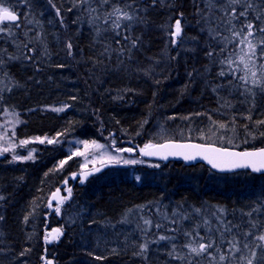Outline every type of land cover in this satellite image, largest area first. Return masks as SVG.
<instances>
[{
  "label": "trees",
  "instance_id": "16d2710c",
  "mask_svg": "<svg viewBox=\"0 0 264 264\" xmlns=\"http://www.w3.org/2000/svg\"><path fill=\"white\" fill-rule=\"evenodd\" d=\"M113 2L123 4L124 0ZM89 5L98 7L93 0ZM201 6L207 13L206 0H158L155 6L151 0H136L133 7L146 9L138 13L144 23L136 24L133 31L140 44L132 50L131 59L127 53L118 59L111 51L102 56L105 43L112 48L119 46L111 33L96 35L95 25L85 20L87 12L80 9L78 0H3L0 7L14 9L31 21L26 30L14 29L17 43L31 39L29 47L36 50L28 53L33 58L26 60L31 66L29 76L18 73L13 77L24 91L11 99L5 94L0 97V108L7 105L18 110L21 124L16 127L17 140L58 136L64 141L93 142L104 132L134 144H148L161 140L158 132L164 127L169 134L184 133L169 135L167 138L173 140L164 142L217 141L241 150L263 147L264 124L256 122L264 121V94L254 89L253 101L234 85L218 87L227 78L217 75L218 66L206 55L211 42L200 30L203 21L195 16ZM103 8L110 9V5ZM177 19L181 20V37L171 35ZM61 20L78 21L79 26L68 32ZM29 26L32 32L25 35ZM0 48L25 51L10 40H0ZM81 58L82 64L77 65ZM219 123L227 127L218 129ZM221 135L227 141L215 140ZM61 162H66L63 171ZM79 166L72 156L48 147L40 149L37 163L15 166L0 162V192L7 193L0 207V264H179L169 258L165 245L150 249L147 259L139 256L135 260L128 250L108 245L102 229L117 223L136 206L158 205L164 196H173L176 205L199 206L206 201L236 210L242 217L234 222L246 228L248 212L257 222L264 220V175H214L213 179L223 185L194 190L184 185V180L191 179L190 185L198 186L200 176L211 175L208 169L170 163L153 184L130 180L129 171L119 170L97 176L81 187L78 181L70 180ZM66 181L73 196L60 216L50 212L48 202L52 192ZM169 181L174 182L171 191ZM162 184L169 193L162 190ZM65 215L70 218L68 225L59 218ZM149 218L155 224L159 215L152 213ZM194 222L188 220L183 227ZM55 227L63 228L64 236L51 242L48 232ZM156 231L153 227L152 233ZM182 240L180 237L178 243Z\"/></svg>",
  "mask_w": 264,
  "mask_h": 264
},
{
  "label": "snow or ice",
  "instance_id": "6c2138e0",
  "mask_svg": "<svg viewBox=\"0 0 264 264\" xmlns=\"http://www.w3.org/2000/svg\"><path fill=\"white\" fill-rule=\"evenodd\" d=\"M3 0H0L2 3ZM20 3L21 0H16ZM80 4H89V0H79ZM98 7L92 8L89 5L90 13H95L90 24L95 25L96 35L111 33L113 42L118 48H112L111 44L105 43L102 55L111 52L117 54V58L123 57L126 53L131 59V52L140 44V37L133 36L134 26L144 23L138 15L140 9L133 7L136 0H124L123 4L113 0H93ZM158 0H151L155 6ZM52 3V0H49ZM104 5H110V9H104ZM207 13L203 9L199 15L203 24L201 31L207 33L209 38V50L206 55L218 66L217 75L220 78H227L218 87L235 86L242 89L241 95L247 94L253 98L256 96L254 89H259L264 94V0H206ZM71 11V9H69ZM215 13H220L217 16ZM57 9V15H59ZM181 17L183 14H180ZM23 23H31L26 18L21 20L15 10L9 7H0V40L9 39L17 48L25 51L21 56L25 60L33 57L28 53H35V48L29 47L31 39L21 40L17 43L18 35L14 29L21 28ZM199 23V21H198ZM106 26V27H105ZM173 37H181V20L177 19L174 24ZM25 35H27L25 33ZM38 39V37H37ZM193 39H196L195 37ZM175 43V40H173ZM71 54L72 44H67ZM7 48H0V68L5 63ZM21 56L14 54L7 55V60H17ZM109 59L111 56L108 57ZM123 63V60H120ZM6 75V74H5ZM63 108H54L53 111H63ZM251 119V117H248ZM216 124V122H213ZM257 124H264V121H257ZM227 125L218 124V129H224ZM215 135V133H212ZM264 135V133H262ZM201 139L204 138L202 135ZM224 141L225 137H219ZM40 140V143H44ZM49 144L58 142L48 139ZM230 142V141H229ZM22 143H28L23 141ZM94 143V142H93ZM96 147H102L96 145ZM8 149H3L7 151ZM117 152L131 151L130 149H116ZM144 156H158L161 159H168L169 156H182L185 161H194L198 157L207 161L213 168L225 170L226 168H251L253 172L264 170V148L252 152H232L227 148L215 146V144L200 143H160L146 144L140 149ZM82 155L83 153H77ZM23 158V157H21ZM27 159H32L29 155ZM70 158V157H69ZM13 159H17L16 156ZM108 159L119 163L116 156H108ZM136 161H132L135 163ZM64 162H61L63 166ZM124 163H129L125 160ZM159 167V165H155ZM59 192V190H57ZM69 194L71 189L68 190ZM3 199V197H0ZM51 206V204L49 205ZM59 207L56 212L59 213ZM159 211V210H157ZM196 215L201 216V210H194ZM253 211H258L253 209ZM167 223L157 222L153 225L152 220L144 219L145 228L141 231L147 233L154 227L157 231L152 233L153 239L145 238L139 244V251L134 255L147 259L146 253L150 244L165 243L169 248L168 256L179 264H264V220H248L249 225L244 230L241 224L233 223L225 217V210L218 208L215 212L204 214L199 221H195L189 228L183 227L184 220H191V216L179 211H174L172 216L162 214ZM245 215L251 217L252 212ZM3 219V217H0ZM27 219V218H26ZM175 225V227H172ZM57 235L60 230H56ZM168 233H171L169 235ZM180 237L183 240L178 243ZM251 237V239H249Z\"/></svg>",
  "mask_w": 264,
  "mask_h": 264
},
{
  "label": "rangeland",
  "instance_id": "374dc122",
  "mask_svg": "<svg viewBox=\"0 0 264 264\" xmlns=\"http://www.w3.org/2000/svg\"><path fill=\"white\" fill-rule=\"evenodd\" d=\"M12 2V0H11ZM80 9L84 10L87 12V15L84 16L85 20L89 23V21L92 19V13H90L89 6L85 5V4H80ZM59 19V17H58ZM62 28L64 30H73L74 26L77 25L79 26V22L76 21L75 23H69L67 21L61 20L60 21ZM30 25L29 23H26V26ZM20 32V31H18ZM32 32V29H29L27 33ZM17 33V32H16ZM4 40H9L7 38H5ZM3 40V41H4ZM9 54H14L16 56H21L20 50L19 49H7ZM104 56V55H102ZM7 55L5 54V60H6ZM22 57V56H21ZM23 58V57H22ZM81 60L79 59L76 64H82ZM7 62V60H6ZM7 68V63H5V65L0 68V95L2 94H9L11 92L14 91L15 89V82L14 79L8 75V73L6 72ZM70 68L72 69V66L70 65ZM6 74V75H5ZM18 110L16 109H0V155H6L9 158V165H20V164H25L28 162H32V163H37V158H36V149L33 145H38L39 147H45V146H49V145H54L53 147H58L61 150H65V142L62 140H59V137L56 136L58 139H53V140H57L58 142L56 143H51L49 144L47 142L48 137H43V138H35L32 140H25L28 141V143H22L23 141L17 140L16 138V127H18L21 124V121L18 117V115L16 114ZM158 134H160V143L167 141V140H173V139H168L167 137L169 135H184L183 132H179V134H169L168 132H166L163 128L159 129ZM168 134V135H166ZM220 137V136H219ZM219 137H216L215 140H218L219 142ZM40 140H44V143H40ZM213 141V140H212ZM224 141H227V137L225 136ZM201 142V141H199ZM217 141L212 142L216 145L222 146V147H229L228 145L222 144L219 142V144L216 143ZM67 150H68V155L72 156V161L76 160L77 163L80 165L78 170L81 171H85L88 170L89 168L93 167V166H100V165H104L107 163H116L114 161H111L108 159V156H116L119 158L120 162L117 164H123L124 166L128 167V170L131 169L133 170L130 174V178H134L135 177V168L136 167H144L145 169H147V171L149 172V174H147V176H144L145 178H149L148 181L153 182V179L156 178H160L162 175L163 170H161V166L159 165V167H156L155 165L157 164H151V163H145L140 157L135 156L134 153V149L130 148V147H126V148H121L119 146H117V143L114 142V145H111L112 147H109L108 145H106L103 142H78L77 140H69L67 141ZM204 143H211V142H204ZM221 144V145H220ZM96 145H101L102 147H96ZM8 149L7 151H3V149ZM231 148V147H230ZM116 149H130L131 151H121V152H117ZM60 150V151H61ZM39 153V151H38ZM77 153H83L82 155H79ZM31 156L32 159H27L26 157ZM16 156L17 159H13V157ZM23 157V158H21ZM127 160L129 161V163H124V161ZM132 161H136L135 163H132ZM66 162L63 163V166H61V171H63L65 169L64 165ZM208 174H211L210 172ZM201 175V174H200ZM208 177L205 176V178H203V176H200V182L198 186H195L194 190H199V186L203 187L204 191H208L206 190L207 187L214 185V186H221L223 185V182L220 180L217 182V180H214L216 178L213 179L212 175H207ZM246 177H242V179H245ZM209 183H207V182ZM191 183V179H185L184 180V185H189L190 186ZM215 188V187H214ZM69 195V193H68ZM72 197H68L67 200L65 201L66 204L62 205L59 207L60 211L59 213L56 212V214L62 216V214L65 211L66 206L68 205V202H71ZM69 202V203H70ZM218 208H223L225 210V217L227 220H231L234 222V219H238L240 217H242V214L239 212L235 211H231V209H228L225 206H221V205H212L210 203H207L206 201H204L201 205L199 206H193L191 205V203H186L183 205H176V200L174 199V197L172 196H168L165 198V196L163 197L162 201L158 203L157 207L153 208L152 210H148L146 207L142 208L141 210H138V212L135 211H131L129 213H127L126 215H124L117 223H110L107 224L104 227H102L103 231H105L106 234V243L111 247H115L117 246L120 249L123 250H128L131 253V257L135 260L138 259V255H134V253L139 251V244H141L143 242V240L145 238L147 239H153V235H152V229L149 233H147V236L144 232L141 231L142 228H145L146 226L144 225V219H150L149 218V214L152 212L155 215H159V219L157 221L156 219V223L160 222V223H167L164 219H163V215L162 214H166L169 217L172 216V213L174 211H179L181 213H185L191 216V220L189 221H199L201 219V216L204 214H210L212 212H215ZM195 209H200L201 210V216L196 215L195 213ZM159 210V211H157ZM51 211V210H50ZM67 214H70V212H68ZM66 214V215H67ZM65 216L63 217H59L60 219H63L65 221V223L68 225L67 221L70 218H67ZM75 216L78 217V214H76ZM248 217V220H254V217ZM264 219V218H263ZM188 220H184L183 224L186 223ZM69 224H72V222L70 221ZM154 225V223H153ZM185 226V225H184ZM172 227H175V225H172ZM249 227V225L247 226V228ZM189 228V227H188ZM242 228L244 230H247L246 227L242 226ZM169 234V233H168ZM251 239V237L249 238ZM165 243L164 242H160L157 244H150L149 245V250L153 249L155 246L157 247H162L164 246ZM147 252V253H148ZM146 253V254H147ZM142 258V257H141ZM143 259V258H142ZM145 261V260H144Z\"/></svg>",
  "mask_w": 264,
  "mask_h": 264
},
{
  "label": "bare ground",
  "instance_id": "6f19581e",
  "mask_svg": "<svg viewBox=\"0 0 264 264\" xmlns=\"http://www.w3.org/2000/svg\"><path fill=\"white\" fill-rule=\"evenodd\" d=\"M79 1V0H78ZM80 3V2H79ZM201 9H203L204 10V12L206 13V11H205V9L201 6L200 8H199V11L201 10ZM19 17H20V19L21 20H24L20 15H18ZM195 16H196V18L197 19H201V17H200V15L198 14V13H196L195 14ZM26 27H28V26H26V23H23L22 24V26H21V28H19V29H16L17 31H22V30H26L25 28ZM31 28V26H29V29ZM203 33V35H207V33H206V31L205 32H202ZM179 39L180 38H178V41H179ZM7 63V68L5 69L6 70V72L8 73V75H10L12 78L14 77V75H17L18 73H20V74H24L26 77H28L29 76V71H30V65H29V63L26 61V60H24L22 57L20 58V59H17V60H12V61H7L6 62ZM35 73V72H34ZM14 79V78H13ZM22 92V91H24V88L22 87V85H18L17 83L15 84V89H14V91L13 92H11V93H9V94H5V95H8V97H9V99H11L13 96L15 97L16 96V93H18V92ZM2 95H4V94H2ZM2 95H0V97H5V96H2ZM3 108H6V109H11L10 107H8L7 105L6 106H3L2 108H0V109H3ZM35 138H40V137H35ZM35 138H31V139H27V140H32V139H35ZM98 138H100V139H98V140H96V141H93V142H103V143H105L106 145H108L109 147H112L111 145H114V142H116L117 143V146H119V147H123V148H126V147H130V148H133L134 149V153L133 154H135V156H137V157H140L145 163H151V164H157V165H160L161 166V170L165 167V165H168V164H170V163H172V162H170L169 160H158V159H156V158H154V156H150V157H146V156H144V155H142L141 154V152H140V149H142V148H144V146L146 145V144H134V143H132L131 141H124V140H122L121 138L120 139H118V137H116V135L114 134V133H112V134H104V132H101L99 135H98ZM48 139H58L57 137H55V138H48ZM59 140H62V141H64L63 140V138L62 137H59ZM69 140H77L78 142H84L85 143V141H81V140H78V139H68V140H65L64 142H65V149H66V151L63 149V150H61V149H59L58 147H53L54 145H49V146H45V147H48V148H54L55 150H58V151H62V152H64L65 154H67L68 153V150H67V141H69ZM22 141H25V140H22ZM149 143H152V144H160V142H148V144ZM144 145V146H143ZM34 147H35V149H36V158H37V156H38V151H40V149L42 148V147H39L38 145H33ZM115 146V145H114ZM261 148H264V146L263 147H260V148H258V149H256V150H259V149H261ZM60 151V152H61ZM3 161H7V162H9V158H8V156H6L5 155V157H0V162H3ZM119 170H127V171H129L128 172V174H129V176H130V174H131V172L133 171V170H131V169H129L128 170V167H126V166H124L123 164H117V163H111V164H109V168H107L106 170H104V171H102V173H101V175H104V174H109V173H113L114 171H119ZM135 177L134 178H129L130 180H135V181H137V182H145V181H147L149 178H145V177H143V175L144 176H147V174H149V172L147 171V169H145L144 167H136L135 168ZM77 172V171H76ZM75 172V173H76ZM145 172H147V174L145 173ZM100 175V176H101ZM154 180V179H153ZM152 184L154 183V181L153 182H151ZM172 183H174V182H170L169 181V185H168V188H169V190L171 191V184ZM157 184V183H156ZM62 185V184H61ZM60 185V186H61ZM59 186V187H60ZM161 186H163L162 187V190L164 191V192H168L167 191V189H166V187L162 184ZM58 187V188H59ZM190 187H192V188H195V186L193 187V185H190ZM166 189V190H165ZM169 193V192H168ZM0 197H3V199H0V207H2L3 206V203L7 200V193H5V192H0ZM48 205H49V202H48ZM155 207H157V205H153V206H147L146 208L148 209V210H152L153 208H155ZM142 208H144L143 206H140V207H135V208H133V209H131V210H127L126 212H125V215L127 214V213H129V212H131V211H135V212H138V210H141ZM150 214H152V212L150 213ZM149 214V215H150ZM155 215V214H154ZM106 234H108V233H105L104 232V235H105V237H106ZM48 237L50 238L51 236H50V234H48ZM107 238V237H106ZM108 239V238H107Z\"/></svg>",
  "mask_w": 264,
  "mask_h": 264
},
{
  "label": "water",
  "instance_id": "95a60500",
  "mask_svg": "<svg viewBox=\"0 0 264 264\" xmlns=\"http://www.w3.org/2000/svg\"><path fill=\"white\" fill-rule=\"evenodd\" d=\"M229 151H232V150H229ZM232 152H238V151H232ZM249 152H252V151H249ZM146 157H150V156H146ZM154 158H156L158 160H165V159L159 158L158 156H154ZM171 159L175 160V161H182V162H185L189 165L190 164L204 163L205 165L209 166L211 169H213L214 171H216L218 173H233V172H237V171H241V170H251V168H231V169L226 168L225 170L222 171L219 168H213L210 164L207 163V161H205L199 157L194 161H185L182 156H169L168 159H166V160H171ZM107 168H109V165L102 166V167H100L98 169H94L90 172H85L83 174L75 175V176H73V178L76 179V178L80 177V178H82L83 183H84L88 179H90L92 176L101 173L102 171L106 170ZM257 173H264V170H262L261 172H257ZM59 192L57 194H55L53 196V198H60V200H61V197L59 196ZM51 235L56 236L57 232L55 231V232L51 233Z\"/></svg>",
  "mask_w": 264,
  "mask_h": 264
}]
</instances>
